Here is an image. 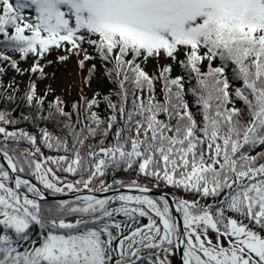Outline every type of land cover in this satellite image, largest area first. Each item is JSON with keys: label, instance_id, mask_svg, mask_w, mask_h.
Wrapping results in <instances>:
<instances>
[{"label": "trees", "instance_id": "trees-1", "mask_svg": "<svg viewBox=\"0 0 264 264\" xmlns=\"http://www.w3.org/2000/svg\"><path fill=\"white\" fill-rule=\"evenodd\" d=\"M76 12L71 35L66 17ZM84 38L83 84L100 69L106 91L39 92L44 47ZM159 54L165 61L145 70ZM30 56V69L18 65ZM11 71L29 72L23 87L6 81ZM0 148L48 192L148 186L173 196L184 226L205 213L223 235L234 224L264 242V16L219 4L166 35L106 19L100 0H0ZM9 179L0 163V196ZM11 189L16 197L0 202V264H168L175 249L150 237L159 216L147 203L113 194L83 207L84 197Z\"/></svg>", "mask_w": 264, "mask_h": 264}, {"label": "rangeland", "instance_id": "rangeland-1", "mask_svg": "<svg viewBox=\"0 0 264 264\" xmlns=\"http://www.w3.org/2000/svg\"><path fill=\"white\" fill-rule=\"evenodd\" d=\"M100 0L104 8L105 18L112 21H121L137 27L153 30L159 34L170 35L176 31L188 30L194 25L202 22L207 14L215 10L219 4L228 5L232 10L241 9L243 15L249 19L254 13L264 16V0ZM51 11V10H50ZM52 12V11H51ZM52 18L56 13L52 12ZM81 13H79L80 15ZM260 18V17H259ZM67 28L70 34H79V17H66ZM78 45L66 46L65 42H52L44 47L47 53L46 59L38 62L43 76L37 82L39 92L49 91L65 99H72L79 93L80 87L84 92L98 98L105 92L108 85L106 77L97 69L96 76L83 84L85 70L81 68L79 61L86 55L91 54V44L87 38L84 42L78 41ZM34 58L30 56L27 60H19L18 65L30 69ZM165 61V56L147 58L143 67L152 71L158 64ZM177 69L174 65L173 71ZM6 81L16 83L23 87L29 79V72L19 74L13 71L6 76ZM6 191L0 196V202H9L10 198L16 197L12 191V181L4 180ZM71 187L64 186L65 191ZM122 199L138 200L147 203L158 216L159 221L151 226L150 237L156 243L170 242L177 239L179 227L177 226L172 210L167 202L157 203L149 195L139 193H124ZM104 197L99 199H87L82 203L83 207L92 204H101ZM75 217L65 219V222L74 221ZM185 226L188 232L185 233L184 248L186 257L191 262L198 264H264V242L251 233H245L237 225H232L228 234L217 232L212 224L210 215L186 217ZM168 264H178L175 249L167 250L165 254Z\"/></svg>", "mask_w": 264, "mask_h": 264}, {"label": "water", "instance_id": "water-1", "mask_svg": "<svg viewBox=\"0 0 264 264\" xmlns=\"http://www.w3.org/2000/svg\"><path fill=\"white\" fill-rule=\"evenodd\" d=\"M11 161V160H10ZM0 162L3 163L5 167H7L10 178L12 179L13 186L20 191L23 195H27L33 198H39V199H50V200H67L69 198H79V197H87L89 199H98L102 198L104 196L113 195L116 193H124V192H131V193H141V194H150L153 196H159L164 198L168 204H170L172 215L174 216V220L179 227L178 233H177V239L175 240L174 247L176 248V259L178 264H191L190 260L186 257V251L184 248L185 243V229L182 222V217L179 214V210L177 207V204H175L174 199L170 193H166L163 191L155 190L148 186H124V187H118L113 189H105L102 191H87V190H80V191H73L69 193H50L48 191H45L44 188H42L36 181L32 180L30 177L25 176L24 174H20L16 168L13 165V162L11 161L9 164V159L3 151L0 149ZM19 181H27L29 182L33 188H35V193L28 192L26 190H23L19 186Z\"/></svg>", "mask_w": 264, "mask_h": 264}, {"label": "bare ground", "instance_id": "bare-ground-1", "mask_svg": "<svg viewBox=\"0 0 264 264\" xmlns=\"http://www.w3.org/2000/svg\"><path fill=\"white\" fill-rule=\"evenodd\" d=\"M10 162H11V161L9 160V164H10Z\"/></svg>", "mask_w": 264, "mask_h": 264}]
</instances>
